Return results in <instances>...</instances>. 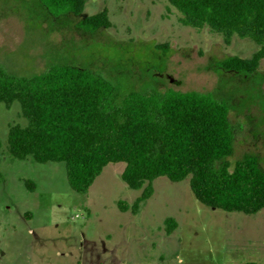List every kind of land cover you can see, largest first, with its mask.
<instances>
[{
    "label": "rangeland",
    "instance_id": "374dc122",
    "mask_svg": "<svg viewBox=\"0 0 264 264\" xmlns=\"http://www.w3.org/2000/svg\"><path fill=\"white\" fill-rule=\"evenodd\" d=\"M103 10L111 27L93 32L50 0H0V69L32 77L53 65L82 67L120 97L209 93L231 108V161L255 154L264 167V59L251 74L216 66L229 56L250 59L256 42L234 36L227 43L210 28L185 26L167 0H86L85 15ZM15 124L28 125L20 103L0 104V264H264V209H211L194 197L190 178L163 176L137 214L122 212L118 203L132 205L143 191L122 180L125 163L107 165L89 193L78 194L65 163L8 153ZM168 218L177 225L171 234Z\"/></svg>",
    "mask_w": 264,
    "mask_h": 264
},
{
    "label": "trees",
    "instance_id": "16d2710c",
    "mask_svg": "<svg viewBox=\"0 0 264 264\" xmlns=\"http://www.w3.org/2000/svg\"><path fill=\"white\" fill-rule=\"evenodd\" d=\"M167 1L181 13L185 26L210 28L227 43L237 36L259 46L250 59L217 61L218 69L258 70L264 59V0ZM50 2L79 17L84 31L111 27L107 10L85 15L86 0ZM15 102L28 125L10 127L8 153L19 160L65 163L69 185L78 194H88L107 165L122 162V180L143 190L132 205L118 203L122 212L137 214L153 195L154 180L163 176L172 182L190 178L194 197L211 209L245 215L264 209L261 159L245 154L231 161V108L209 93L133 91L120 97L103 77L82 67L53 65L32 77L10 76L0 69V104ZM176 228L168 218L167 233Z\"/></svg>",
    "mask_w": 264,
    "mask_h": 264
},
{
    "label": "water",
    "instance_id": "95a60500",
    "mask_svg": "<svg viewBox=\"0 0 264 264\" xmlns=\"http://www.w3.org/2000/svg\"><path fill=\"white\" fill-rule=\"evenodd\" d=\"M174 81V79H172V82Z\"/></svg>",
    "mask_w": 264,
    "mask_h": 264
}]
</instances>
